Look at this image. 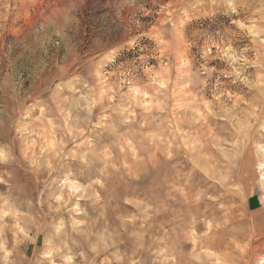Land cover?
I'll use <instances>...</instances> for the list:
<instances>
[{
    "label": "rangeland",
    "instance_id": "374dc122",
    "mask_svg": "<svg viewBox=\"0 0 264 264\" xmlns=\"http://www.w3.org/2000/svg\"><path fill=\"white\" fill-rule=\"evenodd\" d=\"M263 166L264 0H0V264H261Z\"/></svg>",
    "mask_w": 264,
    "mask_h": 264
},
{
    "label": "crops",
    "instance_id": "0c3cea01",
    "mask_svg": "<svg viewBox=\"0 0 264 264\" xmlns=\"http://www.w3.org/2000/svg\"><path fill=\"white\" fill-rule=\"evenodd\" d=\"M245 212L247 213H259L264 209V200L259 195H250L245 200Z\"/></svg>",
    "mask_w": 264,
    "mask_h": 264
},
{
    "label": "bare ground",
    "instance_id": "6f19581e",
    "mask_svg": "<svg viewBox=\"0 0 264 264\" xmlns=\"http://www.w3.org/2000/svg\"><path fill=\"white\" fill-rule=\"evenodd\" d=\"M119 164V163H118ZM264 167V166H263ZM261 179L263 180L264 184V171L261 173ZM109 190V189H108ZM107 195V194H106ZM98 202V201H97ZM172 236V235H171ZM261 264H264V258L261 259Z\"/></svg>",
    "mask_w": 264,
    "mask_h": 264
}]
</instances>
